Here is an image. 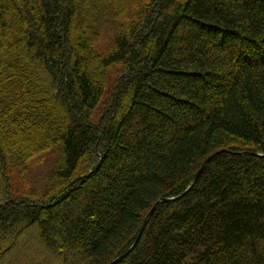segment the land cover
I'll use <instances>...</instances> for the list:
<instances>
[{
	"label": "trees",
	"instance_id": "trees-1",
	"mask_svg": "<svg viewBox=\"0 0 264 264\" xmlns=\"http://www.w3.org/2000/svg\"><path fill=\"white\" fill-rule=\"evenodd\" d=\"M241 152L264 156V0H0V264H110L157 204L120 264H264Z\"/></svg>",
	"mask_w": 264,
	"mask_h": 264
},
{
	"label": "water",
	"instance_id": "water-1",
	"mask_svg": "<svg viewBox=\"0 0 264 264\" xmlns=\"http://www.w3.org/2000/svg\"><path fill=\"white\" fill-rule=\"evenodd\" d=\"M228 153H231V152L228 151V150L221 151V152L217 153L216 155H214L213 157H211L210 159H208V160L206 161L204 167H203V168L199 171V173L196 175V177L194 178V180H193L191 186L188 188V190L186 191V193H185L184 195H182L181 197L175 198V199H164V200H161L158 204H160V203H171V202H176V201L182 199V198H183L186 194H188V193L192 190V188L196 185V183L198 182L199 178H200L201 175L203 174V172H204L206 166L209 164V162H210L214 157H216V156H218V155H220V154H228ZM234 154H238V155H241V156H250V155L253 156V155H255V156H257V157L264 158L263 155L252 154V153H248V152H241V153H234ZM158 204L152 209V211H151V212L149 213V215L147 216V218H146V220H145V222H144V224H143V227H142V229H141V231H140V234H139V236H138L136 242L134 243V245L131 247V249H130L127 253H125L124 255H122V256H120V257L114 259L110 264H120L125 258H127V257H128L133 251H134V249L136 248V246L139 244V242H140V240H141V238H142V235H143V233H144L146 227L148 226V224H149L151 218L153 217V215H154V213H155V211H156V208H157Z\"/></svg>",
	"mask_w": 264,
	"mask_h": 264
},
{
	"label": "rangeland",
	"instance_id": "rangeland-1",
	"mask_svg": "<svg viewBox=\"0 0 264 264\" xmlns=\"http://www.w3.org/2000/svg\"><path fill=\"white\" fill-rule=\"evenodd\" d=\"M43 167H38L35 172L36 174H40ZM40 246L39 240L37 238V232L35 233L29 232L25 235V239L22 241V243L18 244L17 246V252L16 254L19 256H27L33 255V253L38 252V247ZM13 257L14 254H12Z\"/></svg>",
	"mask_w": 264,
	"mask_h": 264
}]
</instances>
